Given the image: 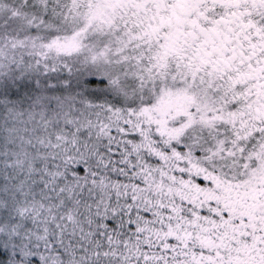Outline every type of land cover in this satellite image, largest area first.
I'll list each match as a JSON object with an SVG mask.
<instances>
[{
  "label": "snow or ice",
  "instance_id": "obj_1",
  "mask_svg": "<svg viewBox=\"0 0 264 264\" xmlns=\"http://www.w3.org/2000/svg\"><path fill=\"white\" fill-rule=\"evenodd\" d=\"M0 264H264V0H0Z\"/></svg>",
  "mask_w": 264,
  "mask_h": 264
}]
</instances>
